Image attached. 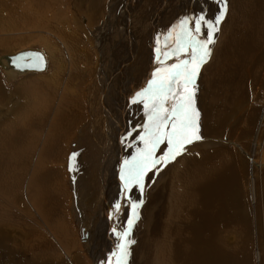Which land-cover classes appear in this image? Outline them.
<instances>
[{
	"label": "bare ground",
	"instance_id": "1",
	"mask_svg": "<svg viewBox=\"0 0 264 264\" xmlns=\"http://www.w3.org/2000/svg\"><path fill=\"white\" fill-rule=\"evenodd\" d=\"M122 2L124 4L122 14L126 16L122 28L126 32L127 40H131L127 17H131L132 26L137 23H134L135 15H132L130 8L128 9L130 0H128V2L122 0ZM187 2L183 4L185 6L180 15V22L184 18L198 16L202 12L206 13L207 17L214 19L215 16L219 14L222 6L217 0H191L189 2L191 5ZM227 6V12L229 10V14L231 12V15L228 14V17L226 16L225 18L226 20L223 21L225 23L224 25H227L229 29L225 30L224 25L221 28L219 43L216 45L215 49V52L218 50V60L216 63L212 64L215 65L217 70L215 72L209 71L208 74L217 73L221 70L222 75L226 78L236 80L241 78L242 82L240 81L239 84L242 86L248 82L245 81L244 78L248 76L250 81L254 83L249 87H263L264 0H233L231 8L229 9L228 1ZM187 7L189 8L188 14H186ZM27 11L29 10H26V12ZM116 11L117 9H115V6L111 5L106 28L104 27L97 33L95 32V41H98V45L95 44V48L100 55L93 50L96 52V55L99 56L100 60V62L98 61L99 67H97L96 78H101L100 80L104 84V91L107 94L104 98V114L107 116V142L105 143V151H110V149H112L113 152H111L112 155L108 153L111 159L107 156L105 158V163L106 166H109V164L112 165V168H118L119 165L120 170L119 174L107 177L109 189L106 192V200L108 198V202L102 205L103 212L105 213L104 217L106 216L105 220L110 214L111 217L108 218L109 220H106L107 223H103V228L98 226L99 234H105V230L110 233L113 229H115V232L125 231L128 227L129 219L133 218L131 204L138 203L139 207L135 210L136 219L134 223H138L137 221L142 222L141 228L143 231L141 232L139 240L141 242L140 246L143 249V254L140 264H253L255 261L253 258V247L256 245L258 248L257 257L260 260V262H257L258 264H264V260L262 261L264 257V239H260L258 228L255 233L249 229L251 222L258 224L260 220L261 223H264V209L261 208L264 206V192H262V190L260 191V185L262 183L264 184V170L262 169L264 167V138H260L262 135L264 136V108L257 116L249 115L248 118L246 116L247 119L244 122L239 120L240 114L243 113L241 109L242 102L236 106L234 111L233 109L229 111L221 109L217 112L214 109L210 111L206 109L205 114L200 113L203 117V127L216 125L215 129L218 127L233 129L235 126L234 129L237 135L245 136L247 141H250H248L247 146L246 144H242L241 146L236 140L233 139L229 141L228 138H226L224 140L226 145L231 146L228 150H204L200 153L187 152V150L185 151L187 152L185 156H183L184 153L181 154L180 160L176 158L174 161L163 164L165 168L167 164H172L177 161L171 166H168L165 172L161 169L159 171L156 170L159 168H157V166L160 164H158L156 168L151 169L144 178V189L142 193L137 186L133 185L134 188L132 186L127 194H125L124 181L122 180V184L117 185L121 179L120 174L121 169L124 168V161L131 160L133 156L137 155V149H139L140 146H138V144H140L138 141L139 136L142 135L143 132L141 131V133L136 135L133 134L134 131L126 133L127 129H123L121 125L123 124L122 118L116 116L117 112H115L114 106L111 105L109 99V97H111V90L114 88V83L118 80L116 75H121L123 68L124 72L127 73V65L129 64L128 62L126 63V58H123L121 63L122 61L125 63L122 67H120V63L117 70H113L111 73L106 70V64L108 63L105 61L108 55L106 41L114 34L113 28L117 15ZM10 23L11 22L6 23L8 24V29L15 27L14 25L11 26ZM23 24L26 23L24 22ZM177 25L178 23L176 24V31H173L174 33L176 32L175 36L177 35V30H179L177 29ZM24 27L25 26H23V28ZM0 28L1 30L5 29L4 27ZM223 30H225L224 33H222ZM173 35L171 36L173 37ZM172 41L174 40L172 39ZM127 46L125 53H127ZM29 50H34L43 57L46 63V69L44 71H25L29 65H27V68L20 65L18 67L21 68L15 69V66H9V61L6 60L5 57L14 56L22 51L15 54H5L1 56L0 66L6 74L11 77L10 79H18L21 76L28 75L36 76L46 74L45 71L47 70L48 64L44 52L37 49ZM112 50L114 51L113 48ZM257 51H261V53L257 54ZM134 56L135 53L130 54L131 62L135 58ZM2 58L4 59L2 60ZM184 58L187 57L185 56ZM255 66L261 70L263 69L259 75L256 74L258 70H256ZM245 67H247L248 70L245 71ZM157 68L158 67H156V69ZM205 75L207 77V74ZM54 79L55 76H51L45 80L43 84L48 87L49 90L58 94L59 86L54 82ZM224 83L227 87L226 94L230 93V82L225 81ZM26 88L31 92L34 85ZM67 93L69 94V92ZM120 93L117 95L120 99L118 98V101L115 100L117 102V108H121L124 102V98L120 101ZM34 94V92L29 94L27 106H21L15 111L17 120L6 129L7 134H3V131H0V234L10 240L12 239V242H18L20 247L16 246L13 249L18 251L21 250L24 256L29 255V253L32 254V263L36 264L37 262H47L52 252L48 249L52 248L50 241L44 237L45 234L42 230L32 224L33 218L30 204L31 202L38 201L41 202L40 204L42 205L46 204L45 201H42L43 198L41 196V194H45V192L38 188L40 184H44V181L48 182L45 176L49 179L46 190H48L51 196L52 194L56 195L58 200L51 197V203L53 205L60 203L58 199L60 195L58 194H61V192L58 190V177L57 173L53 175L50 163L55 159L57 161L62 154L59 153V148L61 146L59 143L62 142L65 144V142H67L65 139L68 130L78 128L77 123L79 122L77 121L83 116L84 111L81 105L79 106V103L75 102L76 98L68 94H66L68 95L67 97H58L54 102L52 99L39 101V98L37 96L34 97ZM117 96L114 98H117ZM199 96L200 94L196 93L195 104L196 108L200 111L203 105L202 107L199 106ZM101 98H103V95ZM11 103H13V101ZM46 103L48 106L50 104L49 112L52 113V118L48 115L50 113H47L48 108H46ZM9 108L10 107H0V116L2 114L5 115L4 113L6 112L9 114ZM216 117L223 118L221 124L214 121ZM80 121L82 120L80 119ZM27 122H30V128L23 125ZM235 122H237L238 125ZM47 124L49 128H47ZM240 127L245 129L239 130ZM250 130L253 131L252 134H250ZM132 134L134 135L133 137ZM255 134L257 140L254 138ZM252 138L254 139L252 140ZM220 140H223V138ZM192 144H198V142ZM189 147L190 145H187V148ZM165 150H167L166 144L160 145L156 152V156H160ZM62 161L61 157L60 162L62 163ZM245 161L247 163L249 162L252 170L243 167V162ZM57 172L59 173V170ZM151 178L156 179V184L154 186H150L149 180ZM52 179L57 180L56 185L53 184V181H50ZM118 192H121V194L117 195ZM116 195L117 197L114 198ZM141 201L142 203H140ZM47 202L49 204V200ZM10 203H12L13 206H11ZM117 203L122 204L118 212L115 209ZM126 203L129 204V216L126 214V207L123 209ZM32 206L34 207V205ZM253 212H255L254 215H252ZM121 217L123 219L125 218L123 226H120L118 222L119 219H117ZM113 219H115L114 226ZM9 220L12 221L10 222ZM44 220L46 219L44 218ZM50 220L53 221L49 216L47 221L50 222ZM26 221L27 223H25ZM4 223L7 224V227L1 229V225ZM134 223L127 237L128 240H131L130 236L136 229V223ZM18 225H27V230L31 232L32 236L27 244H25V241L27 238L29 239L30 235L25 232L26 238H19L22 235L21 231H23V229ZM9 226H14L18 229ZM59 228L60 233L63 234L64 237V233H66L65 226L63 227L64 233L60 226ZM14 230L16 231L13 232ZM88 234H90L89 236L91 237L92 233ZM135 247H137V245ZM135 247H131L130 245V254L126 264H136L133 260L134 258L136 260L138 258L133 253L136 249ZM151 249L153 251H151ZM115 252H117L116 249ZM112 256L113 255L110 254L107 258L108 260L106 259L105 262L101 264H110L113 257H117ZM25 260H28V258L26 257ZM120 262L124 264L123 260ZM113 264L117 263L114 262ZM254 264L257 263L255 262Z\"/></svg>",
	"mask_w": 264,
	"mask_h": 264
},
{
	"label": "rangeland",
	"instance_id": "2",
	"mask_svg": "<svg viewBox=\"0 0 264 264\" xmlns=\"http://www.w3.org/2000/svg\"><path fill=\"white\" fill-rule=\"evenodd\" d=\"M125 1L128 2V0ZM190 1L191 0H130L128 9L130 8L132 15H135L134 23L137 24L132 26L131 17H127V22L129 21L128 29L130 28L131 36V40H127L126 32L122 28V24L125 23L126 19V16H123L122 14L124 9L122 0H0V27L5 28L4 30H1L0 28V59L1 56L5 54H15L19 51L37 49L44 52L48 64L47 70L45 71L46 74L21 76L18 79H10L11 77H9L0 66V69L3 71L0 70V105L11 106L8 110L9 114L6 112L4 113L5 115L2 114L0 116V127L1 125H4V133L7 134L6 129L17 120L15 111L21 106L28 105L27 98L32 92L35 93L34 97L37 96L39 98V101L52 99L54 102L58 97H67L68 95L71 97L73 96L76 98L75 102L79 103V106L81 105L84 111L83 116L80 117L82 121H80V119L77 121L79 122L77 123L78 128L68 130L65 139L67 142H65V144L62 142L59 143L61 144L59 153L63 154V156L62 154H59L60 160L62 157V163L59 158L57 161L56 159L53 160L52 163H50L51 160L49 161L53 175L57 173L59 183L58 190L61 192V194H58L61 198L59 196L58 199L61 204L53 205L51 203V197L55 200H57V198L56 195L52 194L51 196L48 190H46V185L49 182L47 176H45V178L48 182L44 181V184L38 186L39 190L45 192V194H40L43 198L42 201H45L46 204L42 205L39 201L31 202L30 204L33 218L32 224L42 230L45 234V236H43L50 241L52 248L48 249L52 252L50 259L48 260L49 262H45L46 264H101L105 262L110 254L113 255L115 249L117 250V244L122 242L117 238L116 232L110 231L111 234L107 230H105V234H99L98 232V226L103 228V223H107L106 220H109L108 218L111 217L110 214L105 220L106 216L104 217L105 213L103 212V205L108 202V198L106 200V192L109 189L107 177L119 174L120 170L119 165L118 168H112V165L109 164V166H106L105 163V158L107 156L111 159L108 153L112 155L111 152L113 151L112 149H110V151H105V143L107 142V116L104 114V98L107 94L104 91V84L100 80V75V79L96 78L97 67H99L98 61L100 62L98 55L100 54L95 48V46L98 45V41H95V32L97 33L104 27L106 28L110 6L114 5L115 9H117V15L114 21V34L106 41V50L108 54L107 59L105 60L108 62L106 64V70L109 73L113 70H117L123 58H126V63L128 62L129 64L127 65V73L124 72L123 68L121 75H116L118 80L114 83V88L111 90V97H109V99L111 105L114 106L115 112H117L116 116L122 118V128L127 129L126 133L134 131L133 134L136 135L141 133V127L148 121L146 120L147 115L143 102L138 101L137 103H133L132 101L136 94L142 91L152 79L156 67L164 66L158 65L157 63L156 49L159 47L164 51L166 43L170 47L174 45L176 32L174 33L173 29H176V24L178 23L179 25L180 23V15L185 6L183 4L185 2L190 4ZM227 1L230 9L233 0ZM186 9V14H188L189 8L187 7ZM26 10L29 11L26 12ZM228 14L229 10L226 13L225 18L226 16L228 17ZM229 15H231V12ZM225 18L224 20H226ZM7 22H11V26L14 25L15 27L8 29ZM24 22L28 25L23 24ZM224 24L223 21L221 26L219 25V32L215 34L217 38L216 43L211 45V48L213 49L211 57L208 59L207 63L201 67L202 69H200L201 71L196 80V93L200 94L198 103L200 107L203 105V108L199 112L205 114L206 109L208 111L214 109L217 112L221 109L228 111L233 109L234 111L236 106L242 102L241 109L243 110V115L240 114L239 120L244 122L249 115L257 116V114L262 112V109L264 108V86L249 87L254 83L250 81L248 76L244 77L245 81L248 82L242 86L239 84L240 81L242 82L241 78L238 80L226 78L222 75L221 70L217 73L208 74L209 71L215 72L217 70L215 65L212 64L216 63L218 60V50L215 52V49L216 45L219 43V33ZM22 25L25 27L23 28ZM224 26L225 30L229 29L227 25ZM225 30H223L222 33H224ZM178 31L179 30H177V32ZM169 34H174L173 37L171 36V39H167ZM172 39L174 41H172ZM126 46L127 53H125ZM93 50H95L98 55H96V52ZM133 52L135 53V58L131 62L130 54H134ZM260 53L261 51H257V54ZM173 59H169L166 63H172ZM124 63L125 62L122 61L120 67H122ZM255 68L258 70L256 71V74L258 75L263 71V69L261 70L256 66ZM244 70L246 71L248 68L245 67ZM205 74H207V77ZM51 76H55L54 82L59 86L58 94L52 92L43 84V82ZM225 81L230 82L229 87L231 92L227 94V87L224 83ZM32 85H34V88L30 92L26 87ZM67 92H69V94ZM119 93L121 95L120 101L124 98L121 108H117L116 102L118 101V98L120 99V97L117 96ZM102 95L103 98H101ZM116 96L117 98H114ZM10 97L16 99L14 105H9L10 103L8 102V99ZM49 106L46 103V108H48L47 113H50ZM105 109L107 110L106 107ZM48 115L52 118V113ZM214 121L221 124L223 118L216 117ZM235 123L238 125L237 122ZM23 125L28 126L29 128L31 127L30 122ZM215 126L209 125L203 127V117L200 115V135L203 139L195 142H198V144H190V147L187 148V152L200 153L204 150H228L231 146L226 145L224 141L226 138H228L229 141H232L233 139L236 140L241 146L242 144H246L247 146L249 140L247 141L245 136H238L234 129L235 126L233 129H224L223 127L215 129ZM47 128H49L48 124ZM242 129L245 128L240 127L239 130ZM250 132V134H252L253 131L250 130ZM133 134L132 137L134 136ZM256 137L255 134V140H257ZM222 138L223 140H220ZM254 138H252V140ZM260 138L263 139L264 136L262 135ZM101 140L103 141V144ZM138 141L140 142V144H138V146L140 145L139 149L141 147L143 148V143L140 140ZM166 151L167 150L164 152ZM187 152H184L183 156H185ZM74 153L77 154L74 162V170H70V166L73 163L70 158ZM163 153H161V155ZM181 156L182 155H179L176 158H179L180 160ZM176 162H173L172 164ZM245 162H243V167H246L247 169L250 168L249 162ZM172 164H167V167L165 168L163 167V164H160L157 168L159 167V170L161 169L165 172L168 166H171ZM250 169L252 170V168ZM262 169L264 170V167ZM58 170L59 173L57 172ZM50 181H53L54 185L57 183L56 179ZM149 183L150 186H154L156 184V179L151 178ZM120 184H122L121 179L117 185ZM261 190L264 192L263 183L260 185V191ZM118 194L120 195L121 192H118L117 195ZM117 195L114 196V198H116ZM48 200L49 204L47 202ZM10 204L13 206L12 203ZM32 205H34V207ZM125 207L128 212H126V214L129 216V204L126 203L123 206V209ZM261 208L264 209V206ZM131 213L133 214V210H131ZM254 214L255 212L252 213V215ZM49 216L53 221H47ZM44 218L46 220H44ZM117 219H119L118 222L120 226H123L125 218L123 219L121 217ZM9 221L11 222L12 220ZM114 222L115 219H113V226ZM137 222L138 223L135 222L136 229L130 238L135 241V243L131 244V247L137 245L133 253L138 258L137 260L135 258L133 259L134 263L140 264L143 249L140 246L141 242L139 239L143 230L141 228L142 222ZM25 223H27V221ZM256 224L251 222L249 229L255 233L258 228L260 239L262 240L264 239V223H261L259 220L257 226ZM5 225L7 224L4 223L1 226ZM59 226L62 228L63 233V227L65 226L66 233H64V237L63 234L60 233ZM19 227L23 229V231H21L22 229L20 230L22 235L19 238H26L25 232L30 235L29 239L27 238L25 241V244H27L31 239V232L27 230V225ZM12 228H14V226ZM15 231L16 230L13 232ZM88 233H92L91 237ZM16 246L20 247L18 242H12V239L10 240L0 234V264H33L32 254L29 253V255L24 256V253L21 250L18 251L13 249ZM151 251L153 250L151 249ZM257 251L258 248L256 245L253 247V258L255 260L254 263L256 262L258 264L257 261L260 262V260L257 257ZM26 257L28 260H25ZM117 260L118 257H113L110 263H117ZM263 260L264 257L262 258V261ZM45 263L37 262L36 264Z\"/></svg>",
	"mask_w": 264,
	"mask_h": 264
},
{
	"label": "snow or ice",
	"instance_id": "3",
	"mask_svg": "<svg viewBox=\"0 0 264 264\" xmlns=\"http://www.w3.org/2000/svg\"><path fill=\"white\" fill-rule=\"evenodd\" d=\"M221 9L215 18L207 17L206 13L198 16L187 17L177 25V32L173 46L165 44V50L157 47V63L160 66L153 73L147 86L136 94L133 103L143 102L148 123L142 126L143 134L139 140L144 147L137 149V155L131 160L124 161L121 169V180L124 181L125 194L136 185L142 193L146 174L156 168L158 164H166L177 156L187 151V145L202 140L200 135V112L196 108V80L201 67L211 57V45L216 43V33L219 25L227 13V0H217ZM176 31V29H173ZM171 34L167 39H171ZM36 60L43 61L39 54H31ZM187 58H184V57ZM162 57V59H161ZM174 58V59H173ZM20 60L28 59V55L19 57ZM173 59L167 64L166 61ZM166 144L167 151L160 156L156 152L160 145ZM77 154L70 158L73 162L70 170H74ZM159 171V169H156ZM142 203V201L140 202ZM133 218L129 219L128 227L123 232H116L122 242L117 244V264L123 260L126 264L129 256V247L135 243L128 240L135 220V210L138 203H132ZM121 205L117 203L118 212ZM115 232V229H113Z\"/></svg>",
	"mask_w": 264,
	"mask_h": 264
},
{
	"label": "water",
	"instance_id": "4",
	"mask_svg": "<svg viewBox=\"0 0 264 264\" xmlns=\"http://www.w3.org/2000/svg\"><path fill=\"white\" fill-rule=\"evenodd\" d=\"M31 54H38V53H36L34 50H26V51L19 52L18 54L14 56H6L5 59L9 61V66L10 67L15 66V69L21 68V67H18L20 65H22V67L24 68H27V65H29V67L25 71H44L46 69L45 61L43 60L41 62V61L36 60L34 63L33 61L35 60V57H33ZM24 55H28V59H25L23 61L18 59L19 57L24 56ZM39 56L41 55L39 54ZM3 59L4 58H2V60Z\"/></svg>",
	"mask_w": 264,
	"mask_h": 264
},
{
	"label": "crops",
	"instance_id": "5",
	"mask_svg": "<svg viewBox=\"0 0 264 264\" xmlns=\"http://www.w3.org/2000/svg\"><path fill=\"white\" fill-rule=\"evenodd\" d=\"M14 97H10L9 99H8V102L10 103L9 105H14V103L16 102V99L14 100L13 99ZM13 101V103H11ZM0 107H2V108H6V107H10L11 108V106H3V105H0ZM3 117V116H2ZM1 127H2V129H1ZM1 127H0V131H3V128H4V125H1ZM3 134H4V131H3ZM3 134H2V136H3ZM4 227H7V225H5V226H1V229L2 228H4ZM12 228V227H11ZM14 228H16V227H14ZM16 229H18V228H16Z\"/></svg>",
	"mask_w": 264,
	"mask_h": 264
}]
</instances>
